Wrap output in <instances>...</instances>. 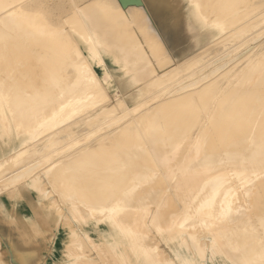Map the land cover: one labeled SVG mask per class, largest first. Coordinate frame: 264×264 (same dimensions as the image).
Returning <instances> with one entry per match:
<instances>
[{
	"label": "bare ground",
	"instance_id": "1",
	"mask_svg": "<svg viewBox=\"0 0 264 264\" xmlns=\"http://www.w3.org/2000/svg\"><path fill=\"white\" fill-rule=\"evenodd\" d=\"M77 1L78 3L72 2L74 5L71 3V9L74 10V13L76 12L80 19L79 21L83 23V25H81L83 26L84 33L83 31H81V33L82 40L86 45V53L80 54L82 51L77 47V49H80L79 55H76L77 57L71 56L72 60L71 57L70 60H66V63L67 61H69V63L71 62L72 72L69 73L68 71L70 75L69 79L66 80L65 76V78L61 79L59 82L57 80L54 81V85H57L58 88L55 87V89H51L49 86L47 87V81L46 83H42L45 84L44 88L47 87L46 89L37 90L35 86H33L35 88L34 92H41L44 95V97H41L42 100H45L41 101L42 103L44 102L43 104H39L40 101H38V104L34 103L33 105L24 103L25 101H21L23 104L18 103L19 99H21V97L23 98V96L20 98L17 96L20 92L19 86L13 87L12 91L8 88L7 84L8 82L10 84L11 80L4 83L11 94H9L7 90H3V88L5 89L4 86H1L2 88L0 87V144L11 143V125H15L16 128L24 126L26 132H31L33 130L32 133H22L24 136L20 132L15 135L22 143L28 140H30L28 142L33 143L38 141L40 136L49 135L47 142L50 141V144L52 135L55 134H51L52 132L65 129L73 131V128L77 126L80 121L84 120V124L91 123L92 118L94 119L97 116L99 118L104 112H106V114H109V112L112 114L114 111L113 121L116 123L123 120L124 117L125 120L119 123L120 125L118 127L120 129L118 130L120 131L117 130L118 134H116L117 131L114 132L118 128L117 126V128L114 127V129L116 128L115 130H108L110 133L109 135L113 133L116 134L113 137L114 139H111L112 141L109 140L110 142H107L108 140L106 139V142L102 141L104 139V132L102 134L99 133L102 129L98 128L100 126L98 124L101 121H98L99 123L97 122L98 126L95 125V129L90 128L91 131H84L85 134L83 133V138H79L80 136L73 138L74 135L72 136L69 132V135L73 138L69 140L72 141L69 143L65 141L63 146L60 145L61 149L58 146V148L56 147L59 149L58 153L64 151H69V153L55 159L53 157L55 154L51 152L44 154L41 152L44 149L40 150L43 146L40 149L33 147L34 149L32 148V150L15 148L18 150L10 153V157H3L4 152L0 149V185L2 187L0 191L2 192V189L7 190L9 186L14 187L16 185L18 186L20 183H24L31 186L36 192L38 210L43 213L50 226H61L64 230L63 239L61 241L63 261L60 264H102L99 257L101 250H103V256L109 257V260L111 259L110 262H113V264H115V259H120L118 264L122 262L126 264H141L142 260H147L149 258H155L157 261L160 260L159 263L163 261L161 258H169L166 259V261L171 264H174V261L175 264H205L206 262L204 261H209L208 264H264V231L259 230L261 227L259 224L264 225V0H165L170 4H177L178 6L186 4L188 7V18L184 21V31L188 33H190V31L194 32V34L190 36L193 37L191 43L192 48L200 52L199 49L201 46L203 47V45H205L209 50L204 53H199V55L195 54L197 52L193 53L190 50L194 55L191 53V56H185L175 61V63L167 59L169 63L172 62L174 64L166 70L167 73L165 75L163 72L158 73L156 71L157 67L150 66L151 57H149V55L154 51L150 49V46L152 42L155 45L157 44V46L159 43L155 38L158 35V29L152 20L151 13L147 10L148 12L144 14L142 12L143 10H136L129 6L139 2L143 4L145 2L144 0ZM149 1L154 4L158 0ZM161 1L163 0H159L160 3ZM36 5L37 2L35 0H0V61L12 57L13 61H11V59L10 61L14 64L11 63L8 65L9 67L11 65L14 66L17 60L20 61L22 57L27 56L30 48H35L37 45H41L42 47L45 45L46 47V44H48L47 41L51 38L50 36V38L47 37L49 33L44 34V38L42 32L43 38L41 39H37L38 37H36L41 35V33L35 35L38 33L37 31H42L45 27L48 28V25L44 26V24L42 26L41 23L37 22V13H40L41 10L37 9ZM66 9V6L60 8L63 13L67 11ZM132 13L139 14L138 16H140V19L143 17L142 21H144V24L138 27L137 30H140L139 32L142 34L143 41L146 43V46H148L150 54H148L147 51L143 54L144 44L141 39H138V34L128 29V27L126 28L125 22L118 19L123 16L124 20L125 18L128 19V15H132ZM68 15H72L71 12L63 16L65 20ZM34 16L37 17L35 22L33 20V22L29 23L31 24V30H29L26 28V26H29L27 22L31 21V18ZM70 17L74 20V17ZM70 17L68 21L71 20ZM72 20L70 21L71 25L74 24L71 23ZM74 22H78L77 18ZM64 25L66 26V24ZM71 27L74 28L73 25ZM80 29L83 30L82 28H76V31ZM50 30L53 32L55 31L53 36L56 37L54 39H57L59 38L57 37L59 34V36H61L63 28L58 29L57 26L54 27L53 24V26H49L46 31L50 32ZM131 31H133V33ZM71 33L69 32L68 34L71 35ZM74 41L76 42V40ZM52 46H54V44H52ZM141 46L143 50L142 54L141 52L139 53ZM204 48L205 47L201 49ZM39 49H37L38 55L41 53V50L39 53ZM49 49L50 48L47 46V50ZM158 50L160 52V50L163 49L159 48ZM50 53L52 54L51 51ZM34 55L36 56V54ZM165 56L167 57L168 55ZM106 57L111 62L120 65L122 69L125 68V71L128 73L132 72L129 82L137 84L139 89L138 93H134L129 95L126 99H123L120 98V89L115 87L113 92H115V95L119 96V98L114 100L117 102V107H114L115 109L111 108L114 104L112 105L110 103V98L106 93V88L114 87L111 85L112 74L110 72L112 71H110L105 60ZM26 58L27 57H25V60ZM89 60L97 66L98 71L91 68ZM31 62L34 61L31 60ZM69 63H67V67ZM0 64L6 68L5 64H7V62ZM165 65L167 66V64ZM16 66L18 65H15V67ZM15 67L9 68L10 71L14 68L13 73H10L12 76L16 77V80L12 78V80H15L13 84H25V92L29 89L28 84H33L34 81H21L17 78L18 74L16 73L20 68L16 67L17 69H15ZM67 67L64 68L67 69ZM0 69L4 71L3 68L0 67ZM5 72H7L6 69ZM21 72L22 71H18V73ZM2 73H0V81L6 76ZM7 74L9 73L7 72ZM48 74L51 75L50 73ZM20 76H22V73ZM41 76L39 75V77ZM43 76L46 75L44 74ZM157 76L164 79L162 80L160 78L161 80L159 79L160 81H158L157 78L154 82L153 80ZM6 78L5 80H8V76H6ZM17 79H19L20 82ZM24 79L28 78L25 77ZM58 79H60V77ZM40 81L38 82L39 84L35 81V85L38 84L40 88H43ZM50 81L51 80H49L48 83H52ZM61 81H63V83ZM157 81L158 83H156ZM165 82L168 83L164 85ZM0 84L2 85V83ZM160 84H162V86L157 88ZM153 85H157V87ZM151 87H153L154 91H152ZM24 92H22L23 95H25ZM32 93L33 91L31 95ZM28 96L26 98H28ZM116 110L118 111L115 114ZM129 114L133 115V117H128ZM103 119L102 117L101 120ZM106 119H108V117ZM97 120L98 119H96V121ZM111 122L109 121L108 124ZM104 123L105 122H102L100 124ZM133 123L137 125H135L136 128H129ZM104 126L106 127V125ZM138 126L141 128L139 129ZM162 126L165 127L162 128ZM100 128L104 130L103 126H100ZM61 132L63 133L65 131ZM131 132L133 135L130 134ZM66 134H68V132ZM91 135L98 141L96 142V146L95 141L93 144L94 146L76 145L77 142L82 139L89 140ZM44 136L42 138H44ZM63 136L62 138L64 139L65 136ZM67 137L69 138V136ZM118 137L119 139L122 138L120 142L116 140ZM133 137H136L137 143L138 141L142 143L136 144ZM42 138H40V141H42ZM125 139L128 141L131 139L133 142L128 145L126 144L127 142H125V144H123L124 146L122 145V150L115 152L124 155L128 154V158H133V155L139 152L141 154L145 150H149L148 153L150 152L153 158L161 160L163 165V171L162 169L161 171L167 174L166 176L169 180V183L166 182L167 184L163 187L166 195L164 192L162 193L165 198L169 195V197H167L169 199L173 195L172 192H174L175 196L173 195V198L176 197L178 201L176 205H178V208L171 202L173 201L172 198H170V204L168 202L164 203V197H160L162 194H158L160 195V199L162 198V201L157 199L156 189L161 187L156 185L158 188L155 189L151 182L150 184L153 187L146 184V182H149L147 180L145 183H142V180V184L139 185V188L144 189L150 186L152 189L154 188L155 191L149 187V189L146 188V193L143 192L139 194L135 190L137 184H135L136 186L129 184L125 187H123V184H113L111 187L104 185L99 189V191H101L103 188L104 193H101L102 191L98 192V195L101 193V197L99 196L101 202L103 203V199L109 197H115V199L111 198L112 201H108L110 204L103 203V205L100 204L97 208L95 207L97 206L96 204L93 207L90 205L92 208L88 207L90 214L94 213L95 216L97 215V217L101 218L98 219L97 222H103L108 226V230L105 231L95 222L96 225L93 227V231L98 234V236H95L96 240L83 230L88 220L87 218H91L89 212L87 213L86 211L88 215H85L83 212V215L80 217L78 216L79 218L75 216L70 218L65 215L66 207L68 209L72 207L71 205L74 203L71 204L72 196H69L66 191L65 193L68 196H66V194L63 196L64 192L61 193L65 190L67 179L65 180L64 178H68L69 186L77 184L75 186L82 187L83 190L87 188L90 189L87 181H85L87 184L83 182L81 185L75 182L74 178L81 172V169H77L79 172L75 171L76 168H74L75 170L71 169L73 171H68L72 163L78 161L77 163H73L78 166L79 162L82 160L84 161L83 158L91 154L94 155L96 151H107L109 156L112 153L114 155L115 152H111L110 147L114 146L116 143H123ZM100 141H102V145L105 146H101ZM47 142L45 143L46 145ZM108 143L115 144L107 146L109 145ZM132 143H135V145ZM104 147H109V149L104 150ZM51 149L53 148L50 147V150ZM57 149L54 150V153L57 152ZM74 149H76L75 152H73ZM102 153H99L101 158L103 157ZM144 153H146V151ZM146 154L144 156L147 157ZM150 154L148 157L151 156ZM93 155H91V157H93ZM98 156L96 158L100 159ZM115 156L112 157V160ZM177 156L179 160L177 159V161H174V158H177ZM117 157L119 156L117 155L116 158ZM134 159H136V157ZM10 160L14 162H12L13 165L15 164L13 171H8L5 169L6 167L4 168V165L7 164L6 162H10ZM26 160H28V162L24 163ZM154 161L155 160L152 162ZM95 163L97 164V162ZM89 168L87 169L89 170ZM152 168L137 170L131 167V169H127V173L129 172V178L131 179L135 175L137 177L140 174L145 175V178L143 177L144 179H147L146 176L148 175V177L151 176L150 178H153L154 174H157L158 169ZM158 168L160 169L161 166ZM107 171V173H114L116 176L118 175V177L121 175L123 177L126 174V172H121V169H117L114 172L111 169ZM87 172L90 174L89 171ZM87 172L84 173L88 174ZM100 172L101 171L97 172L98 175L101 174ZM104 172L105 171H103L102 174ZM84 173L81 172V174L86 177ZM95 173L96 171L94 174ZM161 174L158 173L157 176ZM162 178L163 177H161V179ZM46 179L53 182V185L50 183L52 186L51 189L48 188ZM161 179H159V181ZM163 179L165 180L166 178ZM102 180H104L103 177ZM102 180H100V182ZM80 181L81 179L79 183ZM107 181L111 182L110 180ZM154 181L157 183L156 180H152L153 184ZM105 182L102 183L105 184ZM103 184H101V186ZM97 187H99V185ZM169 188L172 190V195L168 193ZM97 189L98 188L94 190V192L96 191L95 194L97 193ZM52 190L56 192L60 200L48 197L49 194H52ZM77 190L78 189H76V191ZM16 191L17 190H11V196H13L12 194L16 193ZM72 192H74V189ZM79 193L77 194L81 196L82 192L80 191ZM75 194H73L74 197ZM95 194L93 193L92 196ZM60 195L62 198H60ZM122 196H125V198L127 197L123 202L121 201ZM132 196H137V198L139 197L140 199L136 198V201L134 200L131 202L130 199H132ZM74 197L73 199H75ZM83 197L85 198V196ZM95 197H97V195H95ZM167 198L165 201H167ZM85 199L86 201L89 200L88 198ZM128 201H130V203ZM175 201L174 199L173 202ZM125 204L128 205L126 206ZM2 205L6 207L7 201H2ZM87 205H89V203ZM87 205L85 207H87ZM169 205L175 208L174 211L172 210L173 212L170 210L171 213H167L168 211L165 210ZM83 207L84 206H82V208ZM94 207L96 209H94ZM170 208L172 209V207L168 209ZM251 212H253V214ZM139 213L146 216L145 221L147 226H145V228L148 227V233L146 235L144 234L145 237H143V239H139L140 243L138 244V241L136 242L132 238L133 233H138L134 231V227L136 226V229L138 225L134 226L131 220L134 221L135 217L132 216ZM75 214H77V212L74 213V215ZM122 214L124 215L122 216ZM8 216L10 218L14 217L9 212ZM221 217H223V219H221ZM142 221L137 224H143ZM221 221L223 223L231 221L236 225L238 224L239 227H237V229H218L216 223H220ZM2 222L0 224H2ZM146 223L144 222L143 225H146ZM206 223H211V225L205 226L204 224ZM32 224L36 225L34 221ZM140 226L141 224L139 225L140 230L138 229L139 233L141 230L143 231V229H141L143 227ZM131 231H133L132 234ZM30 232L34 234L33 230H30ZM81 234L90 239V244H92V241H96L98 244L104 245V249L100 247L101 250H99V252L97 250V252L89 254L88 252L92 249L88 250L86 247L91 246H86L85 249L88 250V252L84 251V246L81 244L82 240L80 237H83ZM208 234L210 236H208ZM138 235L139 234H137V236ZM154 235H157L159 239L164 242L165 248H161L159 247L160 244L157 245L156 242V244L153 242L154 239L152 240V236L154 237ZM99 237H101L102 241L99 240ZM138 237L141 236L139 235ZM198 239L200 240L197 241ZM1 240L0 236V248ZM221 240L222 242L225 241L226 244H221ZM92 251L94 252V250ZM6 253L4 254L0 249V264H11V258L8 256L9 250H6ZM169 253L173 254L174 261L169 256ZM102 254L100 256H102ZM115 256L120 258L117 259ZM153 262L149 264H158V262ZM163 262L162 264H165V261Z\"/></svg>",
	"mask_w": 264,
	"mask_h": 264
},
{
	"label": "rangeland",
	"instance_id": "2",
	"mask_svg": "<svg viewBox=\"0 0 264 264\" xmlns=\"http://www.w3.org/2000/svg\"><path fill=\"white\" fill-rule=\"evenodd\" d=\"M36 2H37V5H36V8L37 9H39V10H41L40 11V13H37V15H38V19H36V17L34 16V17H28V18H31V21H28L27 22V24L29 25V26H26V28L27 29H29V30H31V28H30V25L31 24H29V23H31V22H33V20H34V22H35V19L36 20H38L37 22L38 23H41V25L43 26L44 24V26H46V25H48L47 27L49 28V26H53V24H54V27H56L57 26V28L58 29H60V28H63V30H62V33H61V36H57V37H59V38H57V39H54V38H56L55 36H53V34H54V32L53 31H51L50 30V32L52 33V35H51V33L49 32V31H46L48 28H46L45 27V31L42 29V31L40 32V31H37L38 33H36L35 35H39V33H41V35H39V36H36V37H38L37 39H41V38H43L42 37V32H43V36H44V38H45V35L44 34H48L47 35V37L48 38H50L48 41H47V43L48 44H46V47H45V45L42 47L41 45L40 46H38L37 44V47H32V48H30V51H29V56L27 55V56H24V57H22L21 59H20V61H18L17 59V61H16V64L15 65H18V66H16L17 68H20V70H17V72H16V70H15V72L19 75H17V78H19L21 81H23V80H28V82H30V80L33 82L34 81V83L32 84H28V86H29V89L28 90H26L25 92H24V85H22V83H20V84H13V81H15L16 80V77H14V76H12V74H10L11 72L13 73V71H14V68H13V70L11 69V71L9 70V68H12V67H15V65L13 66V65H11L10 67L8 66V65H10L11 63H13V62H11V61H13V58L11 57V58H7V59H5V60H1L0 61V63H6L7 62V64H5V66H6V68L5 67H3V66H1V64H0V67L1 68H5L6 69V71L9 73V74H7V72H5V69H4V71L2 70V69H0V73H2V74H5L6 76H8V80H5V78H6V76L5 77H3L2 78V81H0V83H2V85L0 84V87L1 86H4L5 87V85L6 84H4V83H7L8 81H10V84H9V82H8V84H7V86H8V88L12 91V89H13V87H17V86H19L18 88H20V92H19V95H17L19 98L21 97V96H23V98L21 97V99H19V101H18V103H22V102H24V103H29L30 105H33L34 103L35 104H38V101H45V100H42V98L41 97H44V95L41 93V92H38V93H36V92H34V90H35V88L37 89V90H42V89H46L48 86L52 89V88H54L55 89V87H57V85H54V81H60L61 79H63V78H65V76H66V80L67 79H69L70 78V75L68 74V71H69V73L70 72H72V64H70L69 63V61H67V63H69L68 64V67H69V65H70V67L68 68L67 67V63H66V60L68 59V60H70V57L71 56H73V57H77L78 55H79V53H80V51H82L80 54H85L86 53V50H85V47H86V45H85V43L83 42V40H82V33H81V31H83V33H84V29H83V23H81L82 21H79L80 19L78 18V16H77V14H76V12L74 13V10H72L71 9V6H72V4L74 5V3H72V2H77L78 3V1L77 0H35ZM39 1V2H38ZM41 1V2H40ZM63 1V2H62ZM145 2L143 3V4H141L140 2L139 3H135V4H131V5H129V6H131V8H135L136 10L137 9H140V11H142L144 14L146 13V12H150L151 13V16H152V20H153V22H154V24L156 25V27H157V29H158V35H157V37H155L157 40H158V46H157V44L155 45L153 42H152V44H151V46H150V49L151 50H154L152 53H151V55H149V57H151L150 58V66H152V67H157L156 68V71L158 72V73H162L163 72V74L165 75L166 73H167V69H169L170 67H172L173 66V64L175 63V61H177V60H180V59H182V58H184L185 56H191L193 53H195V52H197V53H195L196 55H199V53H204L205 51H209L207 48H206V46L205 45H203V47H205L204 49H201V48H203L202 46H201V48L199 49L200 50V52H198V50L196 51L194 48H192V38L193 37H190V36H192L193 34H194V32H192V31H190V33H188V32H186V31H184L185 30V27H184V21L186 20V18H188V15H187V13H188V7L186 6V4L185 5H182V6H178L177 4H170V3H168L167 1H165V0H163V1H161V3L159 2V0L157 1V2H155L154 4H152V2L151 1H149V0H144ZM41 3V4H40ZM62 3V4H61ZM72 3V4H71ZM76 3V4H77ZM157 3V4H156ZM61 4V5H60ZM60 6V7H59ZM62 6H66V10L67 11H64L65 13H63L61 10H60V8L62 7ZM70 6V7H69ZM129 6H127L128 8H130ZM137 6H139V7H137ZM147 6V7H146ZM74 7V6H73ZM72 7V8H73ZM126 7V8H127ZM143 8V9H141V8ZM28 8V7H27ZM69 8V9H68ZM127 8V9H128ZM185 8V9H184ZM70 9H71V11H70ZM46 10V11H45ZM148 10V11H147ZM69 11V12H68ZM47 12V13H46ZM60 12H61V14H60ZM71 12V14L72 15H68V17H66V20H65V18L63 17L65 14L67 15V14H69ZM73 12V13H72ZM62 13H63V15H62ZM74 14V15H73ZM40 15H41V17H40ZM61 15V16H60ZM139 14H136V13H132V15L131 14H129L128 15V19H126L125 18V20H124V16L123 17H119L118 19H121V21H124L125 22V24H126V28L128 27V29H130V30H133L134 31V33H136V34H138L137 36H138V39H141L142 40V42H143V47H144V52H143V50L141 49L142 48V46L140 47V50H142V51H140L139 50V53L141 52V54H142V52H143V54L145 53V51H147L148 52V54H150V52H149V49H148V46H146V43L143 41V37H142V34L139 32L140 30L138 29L137 30V28L138 27H141V26H143V24H144V21H142V19H143V17H142V19H140V16H138ZM70 16H72V17H74V20L76 21V18H77V21L78 22H74V20H72L73 18H71ZM133 16V17H132ZM136 16H138V17H136ZM70 17V19L72 20V22L71 23H74L75 24V26H74V24H72L73 25V27L75 28H72L71 26V24H70V21H68V18ZM27 18V19H28ZM179 18V19H178ZM59 19V20H58ZM60 19H62V20H60ZM136 19H138V20H136ZM28 20H30V19H28ZM52 20V21H51ZM60 21V22H59ZM129 21H130V23H129ZM132 21V22H131ZM52 22H53V24H52ZM56 22H59V23H56ZM128 22V23H127ZM69 23V24H68ZM133 23V24H132ZM136 23V24H135ZM64 24H66V26L63 25ZM69 26H68V25ZM82 24V25H81ZM140 24V25H139ZM81 25V26H80ZM123 25V24H122ZM131 25V26H130ZM136 25V26H135ZM80 26V27H79ZM36 27V26H35ZM69 27V28H68ZM184 27V28H183ZM37 28V27H36ZM67 28V29H66ZM70 28H71V30H70ZM76 28H82L83 30H77L76 31ZM55 29V28H54ZM66 29V30H65ZM69 29V30H68ZM137 31H136V30ZM183 29V30H182ZM39 30V29H38ZM71 33V35L70 34H68L69 32ZM73 30V31H72ZM75 30V31H74ZM79 31V32H78ZM133 31H131L132 33H133ZM63 32H65V33H63ZM67 32V33H66ZM78 32V33H77ZM186 32V33H185ZM26 33H27V31H26ZM79 33H81V34H79ZM66 36H64V35ZM191 34V35H190ZM27 35V34H26ZM25 35V36H26ZM67 35H70V36H72V37H70V36H67ZM24 36V37H25ZM50 36V37H49ZM35 37V36H34ZM141 37V38H140ZM53 38V39H52ZM73 38V39H72ZM190 39V40H189ZM53 40H54V42H53ZM74 40H76V42L74 41ZM50 41V42H49ZM75 43V45H74V43ZM161 42V43H160ZM50 43H51V45H50ZM56 43V44H55ZM166 43V44H165ZM52 44H54V46H52ZM189 44V45H188ZM191 44V45H190ZM161 45V46H160ZM47 46H48V48H50L49 50L52 52V54L50 53V51L49 50H47ZM153 46V47H152ZM188 46V47H187ZM190 46V47H189ZM44 47H45V49H44ZM77 47H79L78 49H77ZM163 47V48H162ZM19 48H20V46H19ZM34 48V49H33ZM40 48V49H39ZM42 48V49H41ZM55 50H54V49ZM153 48V49H152ZM159 48H161V49H163V50H160V52H159ZM37 49H39V53H40V50H41V53L38 55V50ZM51 49H53V50H51ZM62 49V50H61ZM32 50V51H31ZM34 50H36V51H34ZM64 50V51H63ZM80 50V51H79ZM158 50V51H157ZM167 50V51H166ZM189 50V51H188ZM190 50L193 52H190ZM60 53H59V52ZM76 51H77V54H76ZM79 51V52H78ZM30 52H31V54H30ZM43 52V53H42ZM63 52V53H62ZM187 52V53H186ZM57 53V54H56ZM192 53V54H191ZM207 53V52H206ZM34 54H36V56L34 55ZM43 54V55H42ZM48 56H47V55ZM50 54V55H49ZM33 57H32V56ZM40 55H42V56H40ZM53 55V56H52ZM57 57H56V56ZM70 55V56H69ZM75 55V56H74ZM77 55V56H76ZM157 55V56H156ZM159 55V56H158ZM163 55V56H162ZM165 55H168L167 57L165 56ZM194 55V54H193ZM204 55V54H203ZM12 56V55H11ZM52 56V57H51ZM69 56V57H68ZM25 57H27L26 58V60H25ZM50 57H51V59H50ZM156 57V58H155ZM163 57V58H162ZM64 58V59H63ZM10 59H11V61H10ZM23 59H24V61H23ZM34 59V60H33ZM50 59V60H49ZM160 59V60H159ZM167 59H169V61L171 60L172 62H174V63H172V62H170L169 63V61H167ZM28 60V61H27ZM31 60L32 61H34V62H37L38 63V61H39V63L37 64V63H34V62H31ZM71 60H72V57H71ZM105 60H106V62H107V64H108V66H109V69H110V71H112V72H110L111 74H112V86H114V87H112V88H106V93L108 94V97L110 98V103L113 105L111 108L112 109H115L114 107H117L116 106V104H117V102L116 101H114L116 98H119V96H117V95H115V92H113L114 91V88L115 87H118L119 89H120V92L122 93H120V98H123V99H126L129 95H132V94H134V93H138V91H139V89H138V85L137 84H133V83H130L129 82V80H130V78H131V73L132 72H130V73H128L127 71H125V68H121V66L120 65H118V64H115V63H113V62H111L107 57L105 58ZM3 61V62H2ZM51 61V62H50ZM65 61V62H64ZM25 62V63H24ZM62 63V65H61V63ZM9 63V64H8ZM18 63V64H17ZM25 64V65H23V64ZM65 63H66V65H65ZM156 63V64H155ZM163 63V64H162ZM14 64V63H13ZM40 64H41V66H40ZM44 64V65H43ZM53 64H55V65H53ZM59 64V65H58ZM89 64H90V66H91V68L92 69H94V70H96V71H98V68H97V66L92 62V61H90L89 60ZM163 66H162V65ZM165 64H167V66L165 65ZM4 65V64H3ZM19 65H20V67H19ZM48 65V66H47ZM50 65H51V67H50ZM62 66H63V68L64 67H67V69L66 68H64V69H66V70H64L63 68H62ZM165 66V67H164ZM15 67V69H17ZM21 67H22V69H21ZM24 67V68H23ZM26 67V68H25ZM54 67V68H53ZM118 67V68H117ZM159 67V68H158ZM7 68H8V70H7ZM41 68V69H40ZM53 68V69H52ZM56 68V69H55ZM60 68V69H59ZM71 68V69H70ZM50 69H51V71H50ZM58 69V70H57ZM70 69V70H69ZM24 70H26V71H24ZM54 70V71H53ZM60 70H61V72H60ZM64 70V71H63ZM18 71H22L21 73H22V76H20L21 75V73H18ZM41 71V72H40ZM166 71V72H165ZM24 72H26V73H24ZM57 72V73H56ZM64 72V73H63ZM66 72V73H65ZM127 72V73H126ZM165 72V73H164ZM46 75V76H43L44 74ZM48 73H50L51 75H49ZM59 73V74H58ZM114 73V74H113ZM32 74V75H31ZM38 74V75H37ZM41 74H42V76H41ZM48 74V75H47ZM30 75V76H29ZM39 75L41 76V77H39ZM53 75V76H52ZM64 75V76H63ZM69 77H68V76ZM115 75V76H114ZM10 76V77H9ZM48 76V77H47ZM60 77V79H58L59 77ZM63 76V77H62ZM114 76V77H113ZM127 76V77H126ZM163 76V75H162ZM28 78V79H24V78ZM47 77V78H46ZM51 77H54V78H51ZM62 77V78H61ZM12 78H15V80L13 79L12 80ZM31 78V79H30ZM57 78V79H56ZM114 78V79H113ZM158 78V81H160L161 79L163 80L164 78H159L158 76L156 77V78H154V82H155V79H157ZM5 81H4V80ZM7 79V78H6ZM19 79H17L19 82H20V80ZM45 81H43V80ZM47 79V80H46ZM53 79H55V80H53ZM160 79V80H159ZM0 80H1V78H0ZM41 80V81H40ZM49 80H51L50 82H52V80H53V82L52 83H48L49 82ZM35 81H36V83H38L39 81H40V84H41V86L43 85V88L41 87L40 88V85H38V84H36L35 85ZM46 81H47V84H46V86L47 87H45L44 88V86H45V84H42V83H46ZM152 81V80H151ZM152 81V82H153ZM158 81L156 82V83H158ZM62 83H63V81H61ZM151 82V83H152ZM153 82V83H154ZM12 83V84H11ZM164 83V82H163ZM166 83H168V82H165V84L164 85H166ZM49 84H51L52 86H54V87H52L51 85H49ZM132 84V85H131ZM155 84V83H154ZM6 86V87H7ZM27 86V87H28ZM33 86H35V88L33 87ZM133 86H134V88H133ZM153 86H156L157 87V85H153ZM162 86V84H160V86L158 85V87L157 88H160ZM5 87V89L3 88V90H7V92L9 93V91H8V89ZM27 87H26V89H27ZM31 87V88H30ZM155 87V88H156ZM2 88V87H1ZM39 88V89H38ZM58 88V87H57ZM152 88V91H154V89H153V87H151ZM156 88V89H157ZM49 89V88H48ZM133 89V90H132ZM33 91V93H32V95H31V92ZM22 92H24L25 93V95H23L22 94ZM28 92V93H27ZM30 92V93H29ZM20 93H21V95H20ZM9 94H11V92L9 93ZM27 94V95H26ZM41 94V95H40ZM29 95V96H28ZM114 95V96H113ZM123 95V96H122ZM28 96V98H26ZM33 97V98H32ZM39 99V100H36V99ZM27 99V100H26ZM31 99V100H30ZM33 99V100H32ZM29 100V101H28ZM35 100V101H34ZM22 101V102H21ZM39 102V104H43L42 102L40 103ZM23 104V103H22ZM110 108V109H111ZM110 109H109V111H110ZM112 111V110H111ZM117 111L118 110H116V112H115V114L117 113ZM113 113H114V111L112 112V114L109 112V114H106V112H104V113H102V115H100V117L98 118V116L96 117V118H92V120H91V123L88 125V124H84L85 122H83V121H80L79 122V124L77 125V126H75L74 128H73V131H70L69 129H65V130H56V131H54V132H52L51 134H54V135H52V138H51V145L49 144V142H47L48 141V137H49V135H47V136H44V138H42L43 136H40L37 140L38 141H36V142H33V143H31V142H28V141H30V140H28L27 142H25V143H22V141L21 140H19V138H16L15 137V135L18 133V132H20L21 134L23 133H32V129H30V130H32L31 132L29 131V132H26L24 129V126L22 127V126H20V127H17L16 128V126L15 125H11V143H8V144H0V149L4 152L3 153V157H10V153H13L15 150H18L19 148L20 149H30V150H32V148L34 147H36V149H40L42 146V148L40 149V150H42L43 148V151H47V152H43V151H41L42 153H52V154H55V155H53V157H54V159L55 158H57V157H61L62 155L64 156V154H66L67 155V153H69V151H64V152H59L58 153V150L59 149H57L58 147L60 148L61 146H63L64 144H65V141H67L66 143H69V142H71L72 140H69L70 138H72L71 137V135H69V132L72 134V136L74 135V137L73 138H77L78 136H80L79 138H81L82 137V135H83V133H84V131L85 132H87V131H91V129L90 128H94V126L96 125V126H98V125H100V126H103L104 127V130H103V128H100V126L98 127L99 129H102L99 133H105V135H104V133H103V136H104V139L102 140V141H105L106 142V140H108L107 142H110V141H112L114 138V135H116V134H118V131H120V130H118V129H120L118 126L120 125L119 123L121 122V121H124L125 120V117L123 118V120H121V121H119L118 123H116V122H114L113 121ZM104 114H106V115H104ZM111 114V115H110ZM105 117H104V116ZM107 115H109V116H107ZM104 118L103 120H101V118L102 117ZM112 117V120H111V117ZM133 117V115H131V114H129V116L128 117ZM108 117V119H106ZM110 117V118H109ZM127 118V117H126ZM96 119H98L97 121H96ZM105 119H106V121H105ZM90 121V120H89ZM100 123H102V122H105V123H107V124H100ZM108 121V122H107ZM109 121L111 122V121H113V122H111L110 124H108L109 123ZM99 124H98V123ZM82 123V124H81ZM96 123V124H95ZM115 123V124H114ZM93 124V125H92ZM98 124V125H97ZM117 124V125H116ZM104 125H106V127L104 126ZM107 125H109V126H107ZM136 125V124H135ZM134 125V123H133V125H131V126H129V128L131 127V129H135L136 128V126ZM96 126H95V128H96ZM118 128H117V127ZM114 127H116L115 129H114ZM127 127H128V125H127ZM132 127H135V128H132ZM139 127V126H138ZM138 127H137V129H138ZM165 127V126H164ZM163 126H162V128H164ZM19 128V129H18ZM21 128V129H20ZM26 128H28V127H26ZM94 128V129H95ZM141 127H139V129H140ZM160 128V127H159ZM111 129H114L115 131L114 132H116L117 130V132H116V134L115 133H113V134H111V135H109L110 133H109V131L111 130ZM122 129V128H121ZM161 129V128H160ZM20 130V131H19ZM67 130V131H66ZM69 130V131H68ZM75 130V131H74ZM109 130V131H108ZM23 131V132H22ZM61 131H65V132H61ZM60 132V133H59ZM68 132V134H66ZM15 133V134H14ZM158 133H160V132H158ZM22 134V135H23ZM65 136V134H66V136L64 137L63 135ZM81 134V135H80ZM85 134V133H84ZM106 134H107V136H106ZM130 134H132V132L130 133ZM61 135V136H60ZM133 135V134H132ZM24 136V135H23ZM62 136L64 137V139H68V140H64L63 138H62ZM67 136H69V138L67 137ZM106 136V137H105ZM14 137V138H13ZM67 137V138H66ZM40 138H42L41 140L42 141H40ZM72 138V139H73ZM83 138V137H82ZM103 138V137H102ZM136 137H133V140L136 142L137 140L135 139ZM17 139V140H16ZM63 139V140H62ZM92 139H93V141H92ZM106 139V140H105ZM112 139V140H111ZM132 139V138H131ZM131 139L128 141V140H126L125 139V141L123 142V143H112V144H110V143H108L109 145H107V146H110V145H114V146H112V147H110L111 148V152H115V151H118V150H122V148H123V144H125V142H127L126 144L128 145V144H130L131 142H133V140L131 141ZM55 140V141H54ZM110 140V141H109ZM116 140H118L119 142H120V140H122V138L121 139H119V137L116 139ZM54 141V142H53ZM91 141V142H90ZM94 141H95V146H96V142H98L97 140H95L94 138H93V135H91V137L89 138V140H80L79 142H77V144L76 145H81V146H85V145H88V146H92L93 144H94ZM102 141H100L101 143V146H105V145H102L103 144V142ZM47 142V145L45 144ZM91 144H90V143ZM122 142V141H121ZM27 143H28V145H27ZM64 143V144H63ZM89 143V144H88ZM138 143L139 144H141L142 142L141 141H138ZM137 142H136V144H138ZM144 143V142H143ZM32 144H34V145H32ZM45 144V145H44ZM49 144V145H48ZM105 144H107V143H105ZM132 144H134L135 145V143H132ZM159 144H161V143H159ZM61 145V146H60ZM123 145V146H122ZM29 146V147H28ZM47 146H48V149H47ZM52 147L53 149H54V147H55V149L54 150H56L57 149V152L56 153H54V150L53 149H51L50 150V147ZM58 146V147H57ZM94 146V145H93ZM98 146V145H97ZM23 147V148H22ZM57 147V148H56ZM14 148V149H13ZM15 148H18V149H15ZM33 148V149H34ZM46 148V149H45ZM97 148V147H96ZM107 148V147H106ZM105 147H104V150H108L109 149V147L106 149ZM12 149V150H11ZM61 149V148H60ZM48 150H50V151H48ZM75 150L76 149H74V151L73 152H75ZM112 150H114V151H112ZM53 151V152H52ZM146 151V153H144ZM143 153H141L140 154V152L139 153H137L136 155H138V156H136V155H133L134 157L132 158V157H130V155H129V157L130 158H128L127 157V155L128 154H120V153H118V152H115V154L113 155V153L112 154H110V156H109V154H107V151H98L99 153H102L103 154V157L101 158L100 157V154L96 151L95 152V156L93 155V154H91V155H93V157H91V155L89 156L88 155V157H85V158H83L84 159V161H83V164H82V167H84V168H82L81 167V163H82V161L81 162H79V167L78 166H76V165H74L73 163L75 162H73L72 163V165H71V168H70V170H68V171H73V170H75L74 168H76V170L75 171H77V169H81L80 171L82 172V173H84V172H87V171H89L90 172V174L88 173V174H86V173H84V175L86 174V177L85 176H83V174H81V172H79V170L77 171V172H79L78 174H77V176H75V178H74V180H75V182H77L78 184H82L83 182H85V181H87L89 184H88V187L90 188V189H86V190H83V188L82 187H77V186H75V185H77V184H75V185H71V186H69V182H68V178L66 177V178H64L65 180H66V185H65V190L64 191H60L61 193H63V196H65V194L67 193V194H69V196H72V201H71V204H73V205H71L72 207H70V208H68L67 209V207H66V216L67 217H70V218H72V217H80L81 215H83L82 213L84 212V214L85 215H88L87 213L89 212V215H91V218H87L88 220H87V222H86V225L83 227V230L84 231H86L87 232V234H89L91 237H93L94 239H96V237L95 236H98V234H97V232H94L93 231V227L96 225V223H98L97 225H99L100 226V228L101 229H104L105 231L106 230H108V226L105 224V223H103V222H97L98 221V219H101L100 217H97V215L95 216L94 215V213L92 214H90V210H89V208L88 207H90V208H92L95 204L97 205V206H95L96 208L98 207V206H100V204H102L103 205V203L104 204H110L109 202H111L112 200H111V198L112 197H109V198H106V199H103L104 200V202L102 203L101 202V200H100V197H101V193H104L103 192V188H102V192L101 191H99V189H101L100 187H103L104 185L106 186H109V187H111L113 184H115V185H122L123 184V187H125V186H127V185H129V184H132V185H135V184H137V188L135 189L136 190V192H138L139 194H142L143 192L144 193H146V188L147 189H149V187L150 186H148V187H143L144 189H140L139 187V185H141L142 183H145L146 182V180L147 181H149L148 183L146 182V184H148V185H153L154 186V188L156 189V188H158V187H161V188H158V189H156V192H157V199H159L160 201H162V198L160 199V197H164V194L162 193V192H164L165 193V191L163 190V187L167 184V183H169V180L167 179V174L166 173H162V171H163V165H162V162H161V160H158V159H156V158H153V156L150 154V152L148 153V151L147 150H145ZM111 152H109V153H111ZM61 153V154H60ZM92 153H94V152H92ZM58 156H57V155ZM98 154H99V156H98ZM101 154V155H102ZM105 154V155H104ZM147 155V157L146 156H144V155ZM151 155V156H149L148 157V155ZM118 155L119 157H117L116 158V156ZM122 155V156H121ZM100 157V159L98 158H96V157ZM107 156V157H106ZM113 156H115L114 157V159L112 160V157ZM143 156V157H142ZM179 156H180V154H179ZM136 157V159H134ZM146 157V158H145ZM151 157V158H150ZM89 158H91V159H89ZM93 158H95V159H93ZM110 158V159H109ZM118 158H120V159H118ZM148 158H150V159H148ZM152 158H153V160H155L154 162H152L153 160H152ZM89 159V160H88ZM117 159V160H116ZM144 160V161H142V160ZM177 159H178V156H177V158H174V161L176 160L177 161ZM99 161V163H98V161ZM137 160V161H136ZM179 160V159H178ZM97 162V164L95 163V162ZM112 161H113V163H112ZM136 163H135V162ZM140 161V162H139ZM9 162V161H8ZM8 162H6L7 164H5L4 165V168L6 169V170H8V171H13L14 170V168H15V164L13 165V161H11L10 160V162L8 163ZM13 162V163H12ZM26 162H28V160H26V161H24V163H26ZM78 161H76L75 163H77ZM128 162V163H127ZM141 162H143V163H141ZM120 163V164H119ZM138 163H139V165H138ZM154 163V164H153ZM160 164V165H158V164ZM174 163V162H173ZM87 164V165H86ZM95 164V165H94ZM99 164V165H98ZM135 164H137V165H135ZM151 164V165H150ZM152 164H153V166H152ZM85 165V166H84ZM91 165H92V167H91ZM98 167H97V166ZM128 165V166H127ZM141 165V166H140ZM146 165V166H145ZM164 165H166V164H164ZM174 165H175V163H174ZM9 166V167H8ZM73 166V167H72ZM87 166V167H86ZM95 166V167H94ZM115 166V167H114ZM161 166V168L159 169L158 167H160ZM78 167V168H77ZM90 167V168H89ZM94 167V168H93ZM97 167V168H96ZM124 167V168H123ZM131 167L132 168H134V169H142V170H144V169H150V168H152V167H154V168H152V169H156L157 170V174L159 173V174H165L164 176L162 175H159L160 176V178H159V176H157V174H154V176H153V178H150V177H148V176H146L147 177V179H144L145 177V175H142V174H140V175H138L137 177H136V175L131 179V178H129L130 177V175L127 173V169H131ZM150 167V168H149ZM8 168V169H7ZM87 168H89V170L87 169ZM95 168H96V170H95ZM114 168V169H113ZM144 168V169H143ZM71 169H73V170H71ZM82 169H83V171H82ZM90 169H92V170H90ZM109 169H111V170H113V172L115 171V170H117V169H121V172H126V174L122 177V175L121 176H119L118 177V175L116 176V174H109V173H107L108 171L107 170H109ZM161 169H162V171H161ZM101 171L100 173L101 174H99L98 175V173L97 172H99V171ZM123 170V171H122ZM96 171V173L94 174V172ZM103 171H105L103 174H102V172ZM160 171V172H159ZM94 176H93V175ZM97 174V175H96ZM79 175V176H78ZM87 175H88V177H87ZM141 176V177H140ZM77 177H79V178H77ZM102 177H103V179L104 180H102ZM140 177V178H139ZM144 177V178H143ZM156 177V178H155ZM161 177H163V178H166L165 180L162 178L161 179ZM85 178V179H84ZM99 178V179H98ZM128 178H129V180H128ZM142 178V179H141ZM150 178V179H149ZM77 179V180H76ZM81 179V181H80V183H79V180ZM92 179H93V181H92ZM96 181H95V180ZM121 179V180H120ZM135 179H138V180H135ZM140 179V180H139ZM149 179V180H148ZM159 179H161L160 181H159ZM47 180V179H46ZM92 182H91V181ZM100 180H102L101 182H100ZM105 180H106V182H105ZM107 180H110L111 182H108ZM132 180H133V183H132ZM143 180V181H142ZM152 180H156V182L157 183H155V181H154V184L152 183ZM49 181V182H48ZM120 181V182H119ZM129 181H131V182H129ZM141 181H142V183H141ZM165 181V182H164ZM87 182H85L86 184H87ZM102 182H105V184H103ZM108 182V183H107ZM128 182V183H127ZM136 182V183H135ZM138 182V183H137ZM150 182H151V184H150ZM163 182V183H162ZM167 182V183H166ZM53 185V182H51L50 180H47V185H48V188L49 189H51V184ZM93 183V184H92ZM100 183V184H99ZM111 183V184H110ZM118 183V184H117ZM140 183V184H139ZM101 184H103L102 186H101ZM68 185V186H67ZM99 185V187H97ZM151 185V187H153ZM158 187H157V186ZM92 186V187H91ZM156 186V187H155ZM70 187H72L71 189L68 188ZM76 187V188H75ZM150 187V189H152ZM0 188H2L1 187V185H0ZM12 188V189H11ZM96 188H98L97 189V193L95 194V192H94V190H96ZM154 188L152 189V190H154ZM73 189H74V192H72L73 191ZM76 189H78L77 191H76ZM81 189V190H80ZM162 191H161V190ZM11 190H17L16 191V193H14V194H12L13 196H11ZM69 190V191H68ZM53 191V190H52ZM65 191H66V193H65ZM71 191V192H70ZM82 192V194H83V196H85V198H88L89 200H87L86 201V199L82 196V194H81V196L79 195L80 193L79 192ZM105 191V190H104ZM155 191V190H154ZM160 193H159V192ZM1 192V191H0ZM75 192H76V194H75ZM85 192H87V193H85ZM98 192H101V193H99V195H98ZM171 192H172V190H170V188H169V194L170 195H172L171 194ZM7 193H8V195H7ZM52 194H49V198H51V197H53V198H55V199H59V197H58V195L56 194V192L55 191H53V192H51ZM72 193V194H71ZM77 193H79V194H77ZM95 194V195H97V197H95V195H93L92 196V194ZM173 193V195H174V192H172ZM66 194V196H68ZM73 194H75V197L73 196ZM86 194V195H85ZM158 194H162L161 196L160 195H158ZM165 195H166V193H165ZM173 195H172V197H170V198H172L173 199V201H174V199L176 200L175 202H173V201H171L172 203H174L173 205L176 207V208H178V205H176V204H178L177 202V199H176V197L175 198H173ZM76 196H77V199H76ZM100 196V197H99ZM160 196V197H159ZM175 196V195H174ZM73 197L75 198V199H73ZM79 197V198H78ZM80 197H81V199H80ZM135 197V196H134ZM133 196H132V199H130L131 200V202L132 201H134L136 198H137V196L134 198ZM167 197H169V195H167L166 196V198ZM60 198H62V196L60 195ZM98 200H97V199ZM127 198V197H126ZM126 198H125V196H122V198H121V201L123 202V201H125L126 200ZM165 197L163 198V201H164V203H166V202H168L169 204H170V198L168 199L167 198V201H165V199H166ZM5 200V201H7V205H6V207H4V205H2V203H0V218H3L2 220H1V222H2V224H1V227H4L3 228V230L0 232V233H4V235L5 236H3L2 234H0V236H1V250L4 252V254L6 253V250H9V253H8V256L11 258V264H60L62 261H63V252H62V249H61V241H62V239H63V235H64V230L62 229V227L61 226H58V228H57V226L55 227V226H50V224L48 223V221L45 219V216L43 215V213L40 211V210H38V202H37V194H36V192L31 188V186H29L28 184L26 185V184H24V183H20V184H18V186L16 185V186H14V187H11V186H9V188L7 189V190H3L2 189V192H1V194H0V200L2 201V200ZM82 199H84V200H82ZM112 199H115V197L114 198H112ZM124 199V200H123ZM137 199H140L139 197L137 198ZM136 199V200H137ZM3 200V201H4ZM60 200V199H59ZM79 200V201H78ZM106 200H107V202H106ZM135 200V201H136ZM81 201V202H80ZM86 201V202H85ZM89 201V202H88ZM109 201V202H108ZM76 202V203H75ZM79 202V203H78ZM89 203V205H87L88 203ZM92 202H95V203H92ZM99 202V203H98ZM101 202V203H100ZM129 203H130V201H128ZM128 202H126V203H128ZM68 203V202H67ZM78 203V204H77ZM82 203V204H81ZM92 203V204H91ZM125 203V202H124ZM128 203V204H129ZM171 203V204H172ZM84 204V205H83ZM128 204H125L126 206L128 205ZM87 205V207H85ZM92 207H91V206ZM76 206V207H75ZM82 206H84L83 208H82ZM166 206V205H165ZM174 206H168V207H166V209L165 210H167L168 212L167 213H171L170 212V210L172 211H174L175 210V208H174ZM79 207H80V209H79ZM94 207V209H96ZM169 207H172V209L170 208V209H168ZM75 208V209H74ZM53 210V209H52ZM54 210H55V208H54ZM83 210V211H82ZM177 210V209H176ZM262 210V209H261ZM74 211V212H73ZM79 211V212H78ZM86 211H87V213H86ZM172 211V212H173ZM8 212L12 215V216H14L13 218H10L9 216H8ZM33 212H35V213H33ZM77 212V214H75L74 215V213H76ZM33 213V214H32ZM252 214H253V212H251ZM40 214V215H39ZM141 214V215H140ZM124 214H122V216H123ZM39 216V217H38ZM132 216V215H131ZM16 217V218H15ZM66 217V218H67ZM78 217V218H79ZM132 217H135V219H134V221L133 220H131L132 222H133V225L135 226V225H138L137 226V228L135 229V227H134V231H137L138 233L137 234H139L141 237H138L137 236V234H136V232L135 233H133V239H134V241H138L137 243L139 244L140 243V240L139 239H143V237H145L144 236V234L146 235L148 232V227L147 228H145V226H147V223H146V221H145V215H143L142 213H139V214H136V215H134V216H132ZM15 218V219H14ZM131 218V217H130ZM133 219V218H132ZM139 220V221H137V220ZM144 219V220H143ZM221 219H223V217H221ZM253 219H255V218H253ZM143 220V221H142ZM33 221H34V223L37 225H34V224H32L33 223ZM137 221V222H136ZM140 221H142L143 222V224H144V222L146 223V225H143L142 223H139V224H137L138 222H140ZM0 222V223H1ZM32 222V223H31ZM96 222V223H95ZM75 223V222H74ZM90 223V224H89ZM136 223V224H135ZM141 224V226L143 227V228H141V229H143V231L141 232L140 231V233H142V234H140L139 233V231H138V229H139V225ZM217 225H216V227L219 229V228H222V229H224V228H236L237 229V227H239L238 226V224L236 225L235 223H232L231 221H227V222H220V223H216ZM205 226H209V225H211V223H206V224H204ZM256 225V224H255ZM261 227H260V229L259 230H262V231H264V225H261V224H259ZM23 226H25V227H23ZM92 226V227H91ZM140 226V227H141ZM26 231H25V230ZM30 230H33L34 231V234H32L31 232H30ZM131 230V229H130ZM140 230V229H139ZM11 231V232H10ZM59 231V232H58ZM132 232L133 231H131V234H132ZM11 234V235H10ZM135 234V235H134ZM81 236H83L84 237V239H83V237H80L81 238V240H82V242H81V244H82V246H84L83 247V249H84V251H87L88 252V250L89 249H92V250H94V252L92 251V250H90L88 253L89 254H93V253H95V252H97V250H98V252H99V250H101L100 249V247H102V249H104V245H102V244H98L96 241H92V244H90L89 243V241H90V239H88L86 236H84L83 234H81ZM137 236V237H136ZM156 236V237H155ZM208 236H210L209 234H208ZM87 238V239H86ZM98 238V237H97ZM158 238V239H157ZM87 241H86V240ZM154 239V240H153ZM155 239H157V240H155ZM222 239H224V238H222ZM97 240V239H96ZM99 240H101L102 241V239H101V237H99ZM152 240H153V242L155 243H157V245L158 244H160L159 245V247H161V248H165V244H164V242L162 241V240H160L159 239V237L157 236V235H154V237L152 236ZM200 239H198L197 241H199ZM162 241V242H161ZM224 241V240H223ZM158 242H160V243H158ZM221 242V244H223V245H225L226 244V242L224 241V242H222V240L220 241ZM85 243V244H84ZM94 243V244H93ZM96 243V244H95ZM155 243V244H156ZM225 243V244H224ZM5 244V245H4ZM137 244V245H138ZM4 245V246H3ZM92 245H95V246H92ZM99 247H97V246ZM233 245H235V244H233ZM86 246H91V247H86ZM10 247V248H9ZM85 247H86V249H88V250H86L85 249ZM95 247H97V248H95ZM7 248V249H6ZM95 248V249H94ZM11 251V252H10ZM103 250H101V254L103 253L102 252ZM19 252V253H18ZM7 254V253H6ZM100 254V255H101ZM99 255V257H100V260H101V263L102 264H113V262H110L111 261V259L109 260V257H107V256H103V254H102V256H100ZM39 256V257H38ZM98 256V255H97ZM169 256L173 259V261H174V256H173V254L172 253H169ZM103 257V258H102ZM168 257V256H167ZM115 258H120V257H118V256H115ZM150 260H151V262H153V263H157L158 262V264H162V262L163 261H165V264H171V263H169L168 261H166V259H169V258H166V259H163V258H161V260H163L162 262H160L159 263V261L160 260H156L155 258L153 259V258H149ZM149 259H147L148 260V264L149 263H151L150 262V260ZM158 259V258H157ZM236 259V258H235ZM147 260H142L141 262V264H147ZM104 261V262H103ZM108 261V262H107ZM121 261H123V260H121ZM157 261V262H156ZM120 262V259H118V260H116L115 259V264H118ZM204 262H206L205 264H208V262L207 261H204ZM164 263V262H163ZM121 264H126V263H124V262H122ZM174 264H175V261H174Z\"/></svg>",
	"mask_w": 264,
	"mask_h": 264
},
{
	"label": "crops",
	"instance_id": "3",
	"mask_svg": "<svg viewBox=\"0 0 264 264\" xmlns=\"http://www.w3.org/2000/svg\"><path fill=\"white\" fill-rule=\"evenodd\" d=\"M145 3H146V2H145ZM151 17H152V16H151ZM2 201H3V200H2ZM2 201L0 200V203H2ZM0 217H1V216H0ZM2 219H3V218H0V221H1ZM0 225H1V224H0ZM3 228H4V227H1V226H0V232L3 230ZM57 228H58V226H57ZM0 234H2L3 236H5L4 233H0Z\"/></svg>",
	"mask_w": 264,
	"mask_h": 264
}]
</instances>
